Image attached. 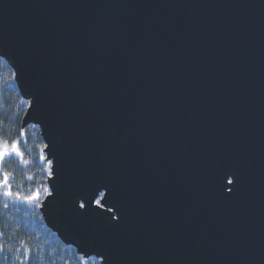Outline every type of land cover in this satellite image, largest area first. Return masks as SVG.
<instances>
[{"label": "water", "instance_id": "1", "mask_svg": "<svg viewBox=\"0 0 264 264\" xmlns=\"http://www.w3.org/2000/svg\"><path fill=\"white\" fill-rule=\"evenodd\" d=\"M0 58L65 245L101 264H264V0H0Z\"/></svg>", "mask_w": 264, "mask_h": 264}, {"label": "trees", "instance_id": "2", "mask_svg": "<svg viewBox=\"0 0 264 264\" xmlns=\"http://www.w3.org/2000/svg\"><path fill=\"white\" fill-rule=\"evenodd\" d=\"M28 107L29 101L17 88L13 69L0 58V144L10 147L18 141L23 152L22 158L12 154L0 163V173H8L13 193L5 196L6 189L0 187V264H101L96 257L78 255L45 224L40 208L50 193V167L42 162L46 146L39 127L22 128ZM37 192V201L24 199Z\"/></svg>", "mask_w": 264, "mask_h": 264}, {"label": "snow or ice", "instance_id": "3", "mask_svg": "<svg viewBox=\"0 0 264 264\" xmlns=\"http://www.w3.org/2000/svg\"><path fill=\"white\" fill-rule=\"evenodd\" d=\"M21 135H23V133H21ZM19 142L18 141H13L11 143V146L9 147V145L7 143H3L0 144V163L4 162L6 160L7 157H9L12 154H15L17 157H23V152L20 151L19 148ZM0 175H2V179H0V187L5 188L6 190L4 191V195L5 196H9L11 197L13 195V193L10 190V185H9V175L8 173L4 172V173H0ZM28 179H31V177H28ZM229 183H234L233 181H230ZM19 195V193H17V196ZM39 193H34L31 196H26L24 197L25 200H34L38 198ZM97 204H100V201H97ZM84 205L81 204V207H83Z\"/></svg>", "mask_w": 264, "mask_h": 264}, {"label": "rangeland", "instance_id": "4", "mask_svg": "<svg viewBox=\"0 0 264 264\" xmlns=\"http://www.w3.org/2000/svg\"><path fill=\"white\" fill-rule=\"evenodd\" d=\"M42 162L44 163V164H46L47 166H50V162L48 161V159H47V157H46V155L44 154L43 156H42ZM41 206H42V204H41ZM41 209V208H40Z\"/></svg>", "mask_w": 264, "mask_h": 264}]
</instances>
